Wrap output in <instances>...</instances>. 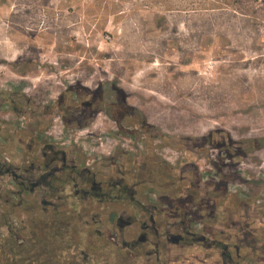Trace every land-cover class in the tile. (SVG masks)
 <instances>
[{
  "label": "rangeland",
  "instance_id": "374dc122",
  "mask_svg": "<svg viewBox=\"0 0 264 264\" xmlns=\"http://www.w3.org/2000/svg\"><path fill=\"white\" fill-rule=\"evenodd\" d=\"M88 100L86 127L63 121ZM119 101L136 114L117 123ZM35 139L139 180L157 163L166 199L224 187L264 227V0H0V141Z\"/></svg>",
  "mask_w": 264,
  "mask_h": 264
},
{
  "label": "flooded vegetation",
  "instance_id": "af4514ba",
  "mask_svg": "<svg viewBox=\"0 0 264 264\" xmlns=\"http://www.w3.org/2000/svg\"><path fill=\"white\" fill-rule=\"evenodd\" d=\"M156 173L152 164L142 172L150 179L139 180V170L90 169L39 139L15 153L0 141V259L179 264L176 253L191 249L190 264H264V242L253 237L264 232L256 210L234 195H224V205L209 193L166 199Z\"/></svg>",
  "mask_w": 264,
  "mask_h": 264
},
{
  "label": "trees",
  "instance_id": "16d2710c",
  "mask_svg": "<svg viewBox=\"0 0 264 264\" xmlns=\"http://www.w3.org/2000/svg\"><path fill=\"white\" fill-rule=\"evenodd\" d=\"M68 90L72 91V88L69 87ZM66 92H67V90H66ZM91 95H92V97H95V92L91 93ZM109 108L111 110V112H109V116H110L111 120H113L117 123H120L121 119L124 118L125 112H126V111H124L125 109L128 110L132 114H136L135 109H131V108L127 107L126 104L123 103L122 101H119V103H117V104H113ZM123 108H125V109H123ZM93 110H94V103L91 100H88V101H81L77 105L74 104V105L68 106V107L64 108L63 110L61 109L60 113H62L61 117L63 118V121L66 124H70L74 120H70L69 118H67L68 115L72 117L73 116L72 114L78 112L81 116H86L89 112H92ZM80 119H81L80 120L81 125H79V126L81 128H84L89 124V120L87 119V116L84 119H82V118H80ZM140 126L142 128L145 127L146 126L145 121H141ZM146 164H148V163H146ZM154 165H155V167L160 169V167H158L159 165L157 163H154ZM174 180H175L174 183H176V182L181 183L183 181L182 177H179L178 179L174 178ZM193 186H194L193 188H196L195 185H193ZM224 195H229L225 192L224 187H223V190L221 192L215 194V197L217 198V202H219V204L224 205L226 203V199H225Z\"/></svg>",
  "mask_w": 264,
  "mask_h": 264
}]
</instances>
